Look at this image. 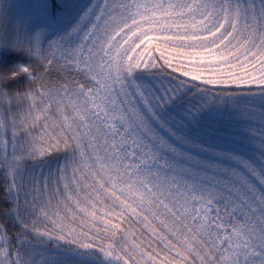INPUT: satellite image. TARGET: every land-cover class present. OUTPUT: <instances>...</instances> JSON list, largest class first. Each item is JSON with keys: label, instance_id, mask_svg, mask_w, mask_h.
<instances>
[{"label": "snow or ice", "instance_id": "snow-or-ice-1", "mask_svg": "<svg viewBox=\"0 0 264 264\" xmlns=\"http://www.w3.org/2000/svg\"><path fill=\"white\" fill-rule=\"evenodd\" d=\"M0 264H264V0H0Z\"/></svg>", "mask_w": 264, "mask_h": 264}]
</instances>
